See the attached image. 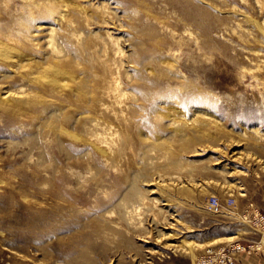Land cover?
I'll list each match as a JSON object with an SVG mask.
<instances>
[{
  "label": "rangeland",
  "instance_id": "obj_1",
  "mask_svg": "<svg viewBox=\"0 0 264 264\" xmlns=\"http://www.w3.org/2000/svg\"><path fill=\"white\" fill-rule=\"evenodd\" d=\"M79 1L114 11L116 23L95 25L100 34L90 40L103 43L108 28L127 42L120 80L137 97L129 100V128L163 145L147 152L128 146L116 167L95 171L85 158L79 157L81 165L65 159L53 135L38 134L27 112L0 107V264H76L72 260L81 255L85 263L77 264H197L210 247L260 237L244 214L251 207L264 211V141L250 135L257 126L264 132V100L239 70L249 62L247 47L264 50V44L252 36L240 41L239 18L230 12L237 8L261 18L252 0ZM24 9L19 0H0V30ZM201 23L215 29L204 33ZM77 56L87 61L85 52ZM7 83L15 87L18 81ZM169 110L179 119L208 113L217 121L199 119L175 131ZM161 178L169 182L164 195L174 215L164 219L172 210L160 203L159 220L176 221L171 228L183 247L155 243L149 215L125 219L118 213L117 202L131 184L149 189L147 180ZM210 195L222 202L230 195L234 203L212 213ZM234 231L235 237H225Z\"/></svg>",
  "mask_w": 264,
  "mask_h": 264
},
{
  "label": "bare ground",
  "instance_id": "obj_2",
  "mask_svg": "<svg viewBox=\"0 0 264 264\" xmlns=\"http://www.w3.org/2000/svg\"><path fill=\"white\" fill-rule=\"evenodd\" d=\"M19 1L25 5V9L13 19L8 17L12 20L11 23L7 21L9 25H5L4 31L0 30V107L15 115L27 112L38 134L43 132L46 136L53 135L59 150L64 152L65 159H72L77 165H81L79 157L85 158L86 167L95 168V171L102 168L101 165L116 167V159L128 146H136L145 152L162 146V140L154 142L142 137L139 129L134 133L129 128L132 122L129 100H137V97L125 90L120 80L119 65L124 63L123 59L129 55L126 52L130 51L129 47L126 48L127 42L120 41L113 35V30L108 28L103 29L107 38L103 43L90 40L100 34L94 29L95 25L116 23L114 11L93 1ZM249 3L264 16V0H252ZM230 12L239 18L237 25L241 31L236 34L240 41L243 39L247 42L252 36L254 43L264 44V17L255 19L237 8ZM39 18L46 20L48 24L37 23L35 20ZM240 19L246 21L247 26H243ZM201 25L204 33L213 29L210 24ZM39 31H44V34L36 37ZM247 51L250 54L249 62L241 66L239 74L252 78L256 96L264 100V50L247 47ZM84 52L87 54L85 62L77 56V53ZM125 61L127 63L129 60ZM11 80L18 81L15 87L7 83ZM169 111V121L175 131L199 119L205 124H214L217 121L208 113H203L200 117L196 114L190 119H179L175 113ZM250 130V135L255 140L264 141V132H260L258 126ZM81 149H85V153L79 155ZM131 150L134 152V148ZM52 170H55L54 167ZM146 185L152 187L142 189L134 184L129 186L132 191L117 202L119 215L126 219L143 212L150 216L156 236L155 243L167 240L169 242L165 246L183 247L186 243H176L177 234L171 228L176 221L173 223L159 220L163 207H157L158 204H163L167 211L174 208L171 199L164 195V189L169 182L165 178L159 181L149 179ZM173 215L172 210L163 218L168 219ZM226 238L230 239L232 236ZM257 239H260L258 245L263 250L264 233L250 240ZM84 259L81 255L80 259L76 257L72 262L85 263Z\"/></svg>",
  "mask_w": 264,
  "mask_h": 264
},
{
  "label": "built area",
  "instance_id": "obj_3",
  "mask_svg": "<svg viewBox=\"0 0 264 264\" xmlns=\"http://www.w3.org/2000/svg\"><path fill=\"white\" fill-rule=\"evenodd\" d=\"M233 203L234 198L232 196H228L226 201L222 202L216 195H210L206 201L207 208L212 213H220L225 206L231 207ZM244 216L254 231L260 233L261 236L264 233V211L251 207L246 210ZM259 240H250L248 243H244L240 238H236L231 244L210 247L198 258L197 264H229L233 260L232 253L234 251L258 253L261 251V246L258 245Z\"/></svg>",
  "mask_w": 264,
  "mask_h": 264
},
{
  "label": "crops",
  "instance_id": "obj_4",
  "mask_svg": "<svg viewBox=\"0 0 264 264\" xmlns=\"http://www.w3.org/2000/svg\"><path fill=\"white\" fill-rule=\"evenodd\" d=\"M234 234H236L235 231L225 237H230L232 235L235 237L236 235ZM224 242H227V241H224ZM232 255H233V260L229 264H264V251L263 253H260V254L247 253L245 251H234Z\"/></svg>",
  "mask_w": 264,
  "mask_h": 264
}]
</instances>
